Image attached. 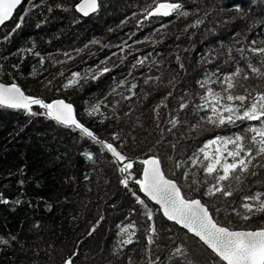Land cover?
Returning <instances> with one entry per match:
<instances>
[{
	"label": "trees",
	"instance_id": "obj_1",
	"mask_svg": "<svg viewBox=\"0 0 264 264\" xmlns=\"http://www.w3.org/2000/svg\"><path fill=\"white\" fill-rule=\"evenodd\" d=\"M79 1L24 0L0 27V81L18 83L26 94L45 102L71 103L81 123L134 162V177L140 178V161L155 155L189 197L201 198L208 185H189L192 178L205 179L203 169L184 162L206 141L232 135L246 124L216 128L200 120L203 111L192 115L194 105L204 103V90L196 81L216 66L222 73L231 72L236 61L245 67L237 51L241 48L256 62L248 49L251 40L264 46V0H181L187 17L147 20L143 14L152 0H98L99 10L86 17L76 11ZM197 21L203 22L190 27ZM138 59L144 63L133 67ZM103 67L111 71L91 79ZM74 73H80L79 83L64 87ZM147 77L153 79L145 83ZM249 77H238L234 91L264 92V78ZM132 84L137 88L129 91ZM169 92L172 96L165 100ZM182 95L189 102L183 111ZM95 105L99 112L89 116ZM44 111L34 106L38 114L29 115L0 107V196L9 201L0 203V238L9 241L0 243V264H64L70 257L74 264H150L157 255V264H172L177 248L184 253L179 257L184 264H212L210 251L165 220L131 178L129 188L120 183L125 175L118 169L127 161L115 163L78 131L39 114ZM172 120L178 121L175 126ZM177 161L182 168L175 166ZM261 162L257 158L254 164ZM254 170L258 175H248L232 197L203 198L213 212L220 209L215 219L221 225L264 227V213L243 220L232 211L243 213V196L264 193V167ZM182 172L189 173L188 180ZM133 192L147 207L137 203ZM149 210L152 221L147 220ZM153 223L155 243L146 252V235L151 234L146 229ZM129 224L135 235L125 245L121 241L128 237L121 232Z\"/></svg>",
	"mask_w": 264,
	"mask_h": 264
},
{
	"label": "snow or ice",
	"instance_id": "obj_2",
	"mask_svg": "<svg viewBox=\"0 0 264 264\" xmlns=\"http://www.w3.org/2000/svg\"><path fill=\"white\" fill-rule=\"evenodd\" d=\"M23 2L24 0H0V25L11 20L15 10ZM99 7L98 0H81L76 6V11L88 16L97 12ZM236 11H241V9L237 7ZM143 15L145 20L152 17L178 18L187 17L189 12L185 10V5L181 0H152ZM23 19L22 15L16 24V28L21 27ZM202 22L197 21L190 27H197ZM161 27H166V25L162 24ZM92 43H96V41ZM256 43V40H251L252 47L248 49L256 57L255 63L244 56L245 50L241 48L237 51L245 60V67H240L239 61H236L237 66L231 72L222 73L220 67L216 66L214 71L208 72L206 70L204 78L196 81L197 85L204 90L202 95L198 94L204 103L195 104L191 112L192 115H199V112L203 111L205 115L200 116V120L216 128L239 127L246 124L240 131L232 135H216L211 140L206 141L184 162L190 164L192 168L201 167L203 169L205 179L201 181L192 178L189 185L190 188L193 185H208L204 191L200 192L201 198L199 199L186 197L178 183L166 176L162 167L163 161L158 156H148L140 161L144 166L140 171V178L134 177L131 172L134 169V162L118 151L117 146H114L113 143L99 139L92 130L76 118L73 105L63 99L45 102L41 98L26 95L15 83L10 85L0 83V107L23 110L29 115H37L38 113L33 112V107L38 106L45 110L39 114L45 115L59 125L78 131L82 137L98 145V150L111 154V157L115 158V163L127 161L118 169L121 174L125 175L120 183L125 188H129L131 178L132 182L138 186L139 192L159 206V211L162 212L163 217L180 226L181 229H186L188 233L198 238L199 243L210 250L212 264H264V227L254 230L230 229L219 224L215 219V214L220 211L219 208L213 212L202 202L204 197H216L217 195L223 198L232 197L236 191L240 190V185L243 184L248 175H258V171L254 169L264 167V92H253L247 88H244L243 93L234 91L238 77L248 80L250 78L249 73H251L257 78H264V46H255ZM179 59L177 56L178 61ZM230 59L235 60L231 56ZM143 63V60L138 59L133 67ZM179 66L183 68L182 63ZM110 71L111 69L108 67L99 68L91 75V79H99L100 76ZM73 77L69 84L64 85V87L79 83L80 73H74ZM151 79L153 77H147L145 83ZM212 85H218L221 90L217 91ZM136 88L137 84H132L129 91ZM170 96H172V92L167 93L164 99L166 100ZM124 99L130 100L131 97H124ZM180 101L179 109L181 111L189 107V102L184 100L183 95L180 97ZM165 107H167L166 104ZM99 109V105L92 106L88 115H96ZM177 122V120L171 121L174 126ZM252 122L258 123L253 124ZM257 158H260L262 162L254 164ZM175 166L182 168L183 164L177 161ZM181 175L185 180L189 179L188 172H182ZM20 183L23 184V181ZM193 190L200 191V188L196 187ZM133 195L138 204L147 207L145 199L136 195L135 192ZM0 203L8 204L9 201L0 196ZM14 203L19 204L20 201L17 200ZM240 207L244 210L243 213L238 212L235 208L232 211L243 220L251 219L252 215L256 213H264V193L257 192L243 196ZM146 216L147 220H153L151 210L146 212ZM133 227L132 224H129L122 229L121 235L128 237L121 241L123 244L130 245L133 243L132 237L135 233L130 231ZM92 231H95V228ZM146 232L151 233L146 235L145 251L149 252L151 251L150 246L155 243L152 235L157 232L155 224L148 226ZM15 239L13 236V240ZM0 243L7 245L9 241L0 238ZM75 255L77 253L74 252L73 257ZM174 255L175 259L172 260V264H184V261L179 258L184 255L181 249L177 248ZM159 260L160 257L157 255L150 261V264H157ZM64 264H74V259L70 257L65 260ZM188 264H191V261H188Z\"/></svg>",
	"mask_w": 264,
	"mask_h": 264
},
{
	"label": "water",
	"instance_id": "obj_3",
	"mask_svg": "<svg viewBox=\"0 0 264 264\" xmlns=\"http://www.w3.org/2000/svg\"><path fill=\"white\" fill-rule=\"evenodd\" d=\"M80 2H81V0L78 2V4H79ZM78 4H77V5H78ZM77 5H76V6H77ZM16 10H17V9H16ZM16 10H15V11H16ZM77 13H78L80 16L86 17V16H84L82 13H80V12H78V11H77ZM13 16H14V15H13ZM88 16H89V15H88ZM163 18H167V17H163ZM9 21H10V20H9ZM9 21H7V22H9ZM7 22H6V23H7ZM6 23H5V24H6ZM2 26H3V25H0V27H2ZM0 83H3V82L0 81ZM4 84H6V85H10V84H12V83H4ZM15 84H16V83H15ZM18 86H19V85H18ZM19 87H20V86H19ZM20 88H21V87H20ZM21 90L23 91L22 88H21ZM25 94H26V93H25ZM26 95H28V94H26ZM29 96H30V95H29ZM32 97H33V96H32ZM54 100H57V99H54ZM54 100H52V101H54ZM52 101H51V102H52ZM66 102H67V101H66ZM68 103H69V102H68ZM5 108H7V107H5ZM73 108H74V106H73ZM9 109H10V108H9ZM74 112H75V109H74ZM75 114H76V113H75ZM76 118H77V117H76ZM53 121H54V120H53ZM113 145H114V144H113ZM114 146H115V145H114ZM117 150L120 151L118 148H117ZM120 152H121V151H120ZM110 155H111V154H110ZM150 156H152V155H150ZM147 157H148V156H147ZM147 157H145V158H147ZM145 158H144V159H145ZM114 159H115V158H114ZM143 167H144V166H142V168H143ZM140 193H141V192H140ZM141 194L144 196L143 193H141ZM144 197H145V196H144ZM145 198H146V197H145ZM146 199H147V198H146ZM147 200H148V199H147ZM148 201H149V200H148ZM149 202L152 203L153 205L157 206L158 209H159V206L156 205L154 202H152V201H149ZM160 213H161V215H162V212H161V211H160ZM162 217H163V215H162ZM163 218H164L165 220H167L165 217H163ZM167 221H168V220H167ZM169 222H171V221H169ZM171 223H173V222H171ZM177 226H178V225H177ZM178 227L180 228V226H178ZM183 230H185V231L187 232L186 229H183ZM234 230H245V229H234ZM253 230H254V229H253ZM187 233H188V232H187ZM188 234H190V233H188ZM190 235H192V234H190ZM196 239L198 240V238H196ZM204 247H205V246H204ZM205 248H206V247H205ZM209 251H210V250H209Z\"/></svg>",
	"mask_w": 264,
	"mask_h": 264
},
{
	"label": "rangeland",
	"instance_id": "obj_4",
	"mask_svg": "<svg viewBox=\"0 0 264 264\" xmlns=\"http://www.w3.org/2000/svg\"><path fill=\"white\" fill-rule=\"evenodd\" d=\"M17 85H19L18 83H16ZM119 149V148H118ZM120 150V149H119ZM163 167V170H164V172H165V174H166V176L168 177V178H170V179H173V180H175L176 182H177V180L174 178V177H172L169 173H168V171H167V169H166V166H162ZM183 191V190H182ZM184 192V191H183ZM184 194L186 195V197L187 198H192V197H189L185 192H184ZM218 222V221H217ZM219 223V222H218ZM219 224H221V223H219ZM224 226H226V225H224Z\"/></svg>",
	"mask_w": 264,
	"mask_h": 264
}]
</instances>
